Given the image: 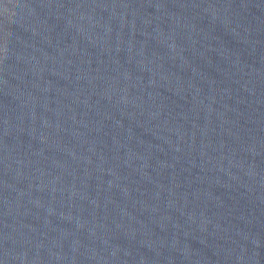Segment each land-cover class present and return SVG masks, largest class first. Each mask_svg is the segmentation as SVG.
<instances>
[{"label":"water","instance_id":"water-1","mask_svg":"<svg viewBox=\"0 0 264 264\" xmlns=\"http://www.w3.org/2000/svg\"><path fill=\"white\" fill-rule=\"evenodd\" d=\"M0 264H264V0H0Z\"/></svg>","mask_w":264,"mask_h":264}]
</instances>
